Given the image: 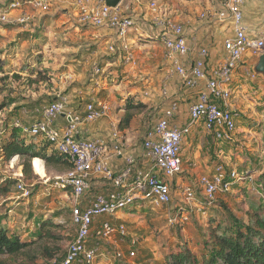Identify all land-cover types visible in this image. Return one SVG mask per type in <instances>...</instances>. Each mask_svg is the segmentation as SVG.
Here are the masks:
<instances>
[{
    "label": "rangeland",
    "instance_id": "1",
    "mask_svg": "<svg viewBox=\"0 0 264 264\" xmlns=\"http://www.w3.org/2000/svg\"><path fill=\"white\" fill-rule=\"evenodd\" d=\"M9 1L12 0H0V5L8 4ZM76 1L78 0H62L53 5L49 11L50 14L42 16L37 14L36 18L34 17L37 21L29 24L27 32L20 30L17 25L0 26V105L4 107L3 112L8 121L19 117L22 120L21 123H27L30 117L22 118L18 113L20 107L25 106L30 111L32 103L43 104L42 100L49 102L56 92L64 94L68 92L71 95L76 88L84 91L90 82L94 85L96 80L100 84L103 80L110 79V85L115 86L111 93L113 98L109 101L114 105L123 102L120 119L125 113L127 99L135 105L141 103L138 99L147 100L148 94L145 92L153 88L158 89L160 83L151 81V77L143 80L138 78L139 71H125V63L122 59L107 69L103 62L96 59L98 63L95 66L100 69V74L93 76L92 62L88 64L84 61L90 59L91 51L94 49L98 52L101 50L102 58L100 59L104 57L107 60L105 57L108 53V44L100 42L96 46H91L90 43L99 33L110 31L106 28L80 25L77 21ZM94 1L96 0L92 2ZM214 1L216 0H122L120 10L124 16L136 22L142 35L137 36V44H141L138 51L143 54L159 55L162 51L159 41L160 29L154 24L155 14L149 7L151 3H155L157 7V16H166L173 21H178L189 32L201 21V14L214 5ZM130 52L135 57L131 49ZM243 61L244 63L239 64L238 68L246 66V62L249 61L256 63L257 59L248 57ZM238 68L236 70L238 75L234 78L242 82L235 83L234 79L232 89L239 92V96L233 98L235 95L233 94L229 101L230 106L235 110H233L234 113L238 115L236 117L238 141L233 145L223 146V157L229 159L228 162L236 166L238 172L245 169L247 172H256L254 179L257 180L258 175L264 172V91L260 89L264 78L254 76L252 68L245 74L238 71ZM248 75H253L254 78ZM240 85H244L245 88ZM244 90L245 95L253 94L248 100L258 105L247 104L248 111L240 101ZM117 107L114 106V109L118 111L120 108ZM249 111L251 112L248 113ZM151 112L153 110L148 107L133 112L131 124L138 127L140 123H143L145 126L143 132L140 130L135 133L134 131L133 141L137 144L140 143L146 129L152 126L157 110L154 113ZM243 128L251 132L244 133L241 130ZM40 148L43 147L40 146ZM45 153L50 155L48 150ZM210 153L212 157H215L212 154L213 150ZM21 162L18 158L6 162L0 152V187L7 184L9 188L7 196L0 195V227L6 229L11 237H16L22 242H33L37 241L38 227L43 221L61 225V230L50 229L52 235L58 239L49 242L50 249L57 251L53 260L60 259L74 233L70 219L71 196L70 191L66 195L51 185L56 178L66 173L67 166L58 164L46 168L42 161L45 176L36 174L31 168L32 175L24 179ZM158 174V171L154 170L149 177H157ZM173 181L175 180L171 181V186L174 195L169 205L156 208L147 203H138L134 205L137 206L135 210L133 205H130L128 211L118 215L119 221L126 226L129 237L137 239L136 251L149 253L150 257L155 254L158 262H164L166 257L186 249L201 259L207 255L208 251L207 233L217 227L221 232L231 229L233 223H231V217L229 219V213L234 219L247 221V205L256 204L258 201L254 183L234 185L230 193L218 195L215 205L210 208L205 218L193 217L184 228H172L167 226L169 214L181 202ZM17 182L22 183L30 191L28 198L23 197L22 193L16 189ZM40 247V243L37 242L21 255L2 256L0 261L6 264H51L53 260L42 257ZM106 256L112 258L110 254Z\"/></svg>",
    "mask_w": 264,
    "mask_h": 264
},
{
    "label": "built area",
    "instance_id": "2",
    "mask_svg": "<svg viewBox=\"0 0 264 264\" xmlns=\"http://www.w3.org/2000/svg\"><path fill=\"white\" fill-rule=\"evenodd\" d=\"M61 1L22 0L0 5V26L25 27L34 20L28 11L46 14ZM245 1L224 0L222 8L216 13V20L227 24L233 34L223 42L222 61L210 70L206 69L208 50L204 47L199 49L198 57L191 66H183L181 59L189 54L183 26L166 16H157L155 3L149 5L155 14L154 24L160 29L159 41L163 47L164 60L172 65L182 86L194 89L201 81H205L204 92L189 108L187 125L177 127L170 123L176 111L175 104H172L145 132L143 156L151 170L158 171L157 177H149L152 171L137 172L135 158L131 156L126 158L124 168L115 172L105 158L108 150L106 140L102 137L76 139L79 126L94 124L109 115V106L104 101L92 100L84 106L82 112L74 113L67 108V98L60 96L33 110L34 115L42 116L41 121L30 126H24L18 119L13 121V127L21 129L29 137L48 142L50 150L65 157L71 165V169L56 178L51 186L66 195L70 191V219L74 233L63 257L51 264H134L137 258V239L129 237L118 215L128 211L130 205L135 210L137 206L134 205L138 203L159 208L172 202L174 193L171 181L182 173V141L195 124L202 123L205 132L217 142L231 139L238 116L229 104L233 75L245 57L258 59L264 55V31L250 36L242 24V6ZM75 4L78 7V23L113 31L115 38L107 48L108 53H121L125 64H134L128 37L139 33V29L132 18L123 15L120 5L109 8L104 0H96L92 4L88 0H78ZM14 11H19V14L11 16ZM200 18L205 19L206 13H202ZM99 74L100 69L94 66L93 76ZM248 76L254 78L253 75ZM162 94L165 95V92L162 91ZM21 114L28 115L27 109L23 108ZM60 116L67 119V123L63 127H55L54 122ZM2 120L0 112V124ZM111 138L113 153L121 155L122 136L116 124H111ZM255 176L256 172L253 171L227 170L224 165L216 164L211 175L197 178L195 186L175 184L181 202L169 214L167 226L184 228L193 217L205 218L215 205L218 195L230 193L234 185L253 184ZM95 177L108 181L111 190L91 194V182ZM16 189L23 197H29L30 191L22 183L17 182ZM256 194H259L258 190Z\"/></svg>",
    "mask_w": 264,
    "mask_h": 264
},
{
    "label": "crops",
    "instance_id": "3",
    "mask_svg": "<svg viewBox=\"0 0 264 264\" xmlns=\"http://www.w3.org/2000/svg\"><path fill=\"white\" fill-rule=\"evenodd\" d=\"M90 4L94 3L93 0H88ZM224 0L214 1V5L207 9L206 18L200 19L201 21L195 25L192 30H184V38L186 44L189 48V54L187 57L181 59V63L184 67L191 66L194 61L197 59L198 51L200 48H206L208 50V58L206 63V69L210 70L211 68L215 67L219 62L222 61L224 57L223 51V42L226 38L232 36L233 32L231 28L227 24H222L216 20V13L222 8ZM13 2L9 1L7 3ZM6 4V3H5ZM3 5V3L1 4ZM34 17L38 14L48 15L51 12L46 14L36 13L34 14L33 11H28ZM204 13V12H203ZM19 11H14L11 13V16H17ZM242 24L246 29V32L250 36H254L258 33L264 31V0H246L244 5L242 6ZM36 18V17H35ZM32 21L35 22V19ZM37 21V20H36ZM30 22V23H32ZM178 22V21H176ZM29 23V24H30ZM180 23V22H179ZM29 24L25 27L19 26L20 30L28 31ZM37 23H35L36 25ZM183 26V25H182ZM110 32L104 31V33H99L98 36L94 37V39L90 43L91 46H96L100 44V42H105L108 46L114 41V33L113 31L109 30ZM108 34V36H107ZM142 36L139 33L136 35L130 34L128 37V43L130 49L134 53L136 60L134 64H124V70L127 72H131L134 70L139 71L138 78L143 80H148L151 77V81L159 82L158 89H150L147 91V100H139L142 104L148 107V109H152L155 113L154 119L152 121V125L157 122L163 116L165 110L169 109L172 104H175L176 111L173 113L172 118L170 119V123L177 126L183 127L188 124L189 122V108L195 102L198 101L200 95L204 92L205 89V81H201L198 86L194 89H187L182 86L180 78L176 75L173 70L172 65L164 60L163 56V47L162 51L159 55L156 54H143L140 53L139 44H137L138 37ZM102 51L99 52L97 50H92L90 54V59H87L84 62L90 64L92 62V67L97 65L99 62H103L104 67L111 68L113 64L120 62L121 56L111 55L109 53L106 54L107 60L100 59V55ZM99 56V58H98ZM248 58V57H245ZM101 60V61H100ZM252 62V63H251ZM244 63V61L242 62ZM253 61L246 62V66L238 68V71L242 73H246L249 69L252 68ZM238 75V73H234L232 78V83L230 86L231 93L233 98H237L239 96V92H235L232 88L234 82V76ZM108 78V77H107ZM89 81V80H88ZM109 80H103L102 83L99 84V81H95L94 85L90 82L89 86L84 88V91L80 88H76L72 91V94L69 95L64 94L62 92H56L52 95V98H58L60 96L67 98V108L69 111L74 113H80L83 111L84 106L89 103L90 101L95 100H102L109 105V115L106 118L99 120L98 122L90 125H81L77 128L76 132V139L78 140H85V139H93L97 137H102L107 142L108 150L105 153V158L109 161L110 168L117 172L124 168L125 160L127 157L131 156L135 158V168L137 172H147V171H154L151 170L150 164L146 158L143 156L142 152V141L143 137L139 144H137L134 140L135 133H138L140 130L143 132L145 128L143 123H140L138 127H135L133 124H129V127L126 130L121 132L122 136V154L115 155L112 151V138H111V124H116L118 126L120 121V114L123 112V102L122 104L114 105L113 102H110L113 97L111 96L112 90L115 89V86L110 85ZM242 81H238L235 79V83H241ZM263 84L260 86V89L264 91V81ZM242 88L244 85H240ZM114 87V89H113ZM245 88V86H244ZM237 89V87H235ZM62 91V89H60ZM246 90V89H245ZM245 90L242 91L240 99L242 105H244L245 110H247L249 105L258 106L255 102H250L248 98L253 94H246ZM104 91V93L102 92ZM162 91L165 92V95L162 94ZM135 93V91H133ZM104 94V95H103ZM50 94H48L49 96ZM51 96V95H50ZM146 97V96H145ZM257 97V95H256ZM37 101V100H36ZM44 102L43 104L37 102L32 103V108L28 111V115H22L21 111L25 106L19 108L18 113L21 114L22 118L30 117L27 123H22L24 126H30L37 121L42 120V116L34 115L33 110L36 107L49 103L47 100L41 101ZM114 106H118L120 108L118 111L114 109ZM11 110V109H10ZM248 111V110H247ZM249 111L248 113H250ZM253 115V114H252ZM17 119L20 120L18 117ZM258 119V117H256ZM22 121V120H20ZM67 123V119L63 116H60L54 122L55 127H63ZM139 127H141L139 129ZM149 128V127H148ZM147 128V129H148ZM146 129V131H147ZM244 133H250L251 131L243 128L241 129ZM135 131V133H134ZM145 131V132H146ZM144 132V134H145ZM238 131L237 128L235 132L232 134V137L228 141L217 142L212 137H210L204 130L202 123L195 124L191 132L183 138L182 141V150L180 153L181 161H182V173L176 179H173L175 184H182V185H192L195 186L197 182V178L201 175H211L214 171V167L216 164H222L225 166L227 170H237L236 166H234L231 162H228L229 159L223 157L224 153L222 148L224 145H233L235 142L238 141ZM27 137V136H26ZM213 150L212 157L211 153ZM223 157V158H222ZM225 159V161H223ZM35 160V159H34ZM43 163V162H42ZM243 171H246L243 170ZM241 171V172H243ZM37 174V173H36ZM39 175V174H38ZM185 177V178H183ZM194 179V180H193ZM170 182V181H167ZM240 186V185H239ZM108 190H111V186L108 181L102 179L101 177L93 178L91 182V194H98V193H106ZM216 208V207H214ZM65 253V252H64ZM64 255V254H63ZM62 255V257H63ZM118 264V263H117ZM134 264H165V261L158 262L155 254L150 257L149 253L145 252H138L137 251V258L135 259Z\"/></svg>",
    "mask_w": 264,
    "mask_h": 264
},
{
    "label": "trees",
    "instance_id": "4",
    "mask_svg": "<svg viewBox=\"0 0 264 264\" xmlns=\"http://www.w3.org/2000/svg\"><path fill=\"white\" fill-rule=\"evenodd\" d=\"M117 56L122 57L123 55L118 53ZM55 99L52 98L49 102ZM3 108L0 105V112L3 115V120L0 124L1 156L6 162L15 157L21 160L24 179L32 175L31 161L33 159L43 161L46 168L51 165L65 164L67 166L66 171L71 169V165L65 157L50 150L48 142L39 138L29 137L23 134L21 129L13 127V121L17 120V118L8 121ZM145 108L144 104L136 103L132 105L127 99L125 113L119 121L118 130L120 132L126 130L134 117L133 112ZM40 146L43 148H40ZM47 150L50 155L45 153ZM253 183L259 192L258 201L256 204L247 205V221L234 219L232 214L229 213V219L231 217V223H233L232 228L230 227L231 229L228 228L221 232L217 227L207 233L209 239L207 255L198 259L186 249L178 254L166 257L165 264H264V172L260 173L257 180L255 179ZM0 193L1 196L8 195L9 188L7 184L0 187ZM61 228V225L43 221L38 227L37 241L22 242L16 237H11L6 229L0 227V257L21 255L25 250L39 242L42 257L44 256L45 259L51 261L56 257L57 251L50 249L49 242L58 239V237L52 235L50 229L61 230ZM0 264L6 263L0 261Z\"/></svg>",
    "mask_w": 264,
    "mask_h": 264
},
{
    "label": "water",
    "instance_id": "5",
    "mask_svg": "<svg viewBox=\"0 0 264 264\" xmlns=\"http://www.w3.org/2000/svg\"><path fill=\"white\" fill-rule=\"evenodd\" d=\"M122 0H104V4L109 8H116L121 4ZM254 76H261L264 78V55H261L254 67L252 68ZM32 168V167H31Z\"/></svg>",
    "mask_w": 264,
    "mask_h": 264
},
{
    "label": "bare ground",
    "instance_id": "6",
    "mask_svg": "<svg viewBox=\"0 0 264 264\" xmlns=\"http://www.w3.org/2000/svg\"><path fill=\"white\" fill-rule=\"evenodd\" d=\"M31 165L35 173L39 174L40 176H45L44 165L40 159H33Z\"/></svg>",
    "mask_w": 264,
    "mask_h": 264
}]
</instances>
